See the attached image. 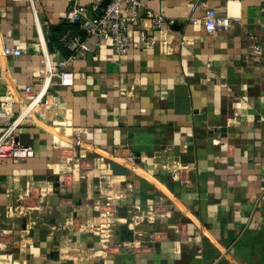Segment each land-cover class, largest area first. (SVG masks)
Listing matches in <instances>:
<instances>
[{
	"label": "crops",
	"instance_id": "1",
	"mask_svg": "<svg viewBox=\"0 0 264 264\" xmlns=\"http://www.w3.org/2000/svg\"><path fill=\"white\" fill-rule=\"evenodd\" d=\"M141 1L175 24L131 26L125 56L89 38L91 52L70 60L73 84L53 75L18 128L34 157L0 159V264H264V56L252 53L264 0ZM69 6L0 0V132L43 87L42 45L56 71L67 28L87 38L64 21ZM208 8L230 28L209 34ZM138 28L153 37L144 46ZM17 44L24 54H2ZM76 134L80 163L62 154ZM107 200L118 223L101 216ZM43 215L90 228L51 234ZM123 226L148 240L102 254Z\"/></svg>",
	"mask_w": 264,
	"mask_h": 264
},
{
	"label": "built area",
	"instance_id": "2",
	"mask_svg": "<svg viewBox=\"0 0 264 264\" xmlns=\"http://www.w3.org/2000/svg\"><path fill=\"white\" fill-rule=\"evenodd\" d=\"M104 0H91L89 4L82 3V0H70L69 9L66 12L64 21L70 24H78L82 32L87 37L84 39L82 36L75 35L73 29L68 28L60 37L61 43L69 51L70 56L58 60L57 70L54 71L52 61L49 56L48 48L45 44L42 45V52L44 56V64L47 71V77L44 81L41 91L34 96L29 105L24 109L19 116L14 119L0 132V159L12 157L17 160H27L34 157L35 151L31 145H24L20 143L17 131L22 121L28 115L30 110L40 101L50 79L53 75L59 78L61 85L70 86L73 84V72L69 69V63L72 58H85L92 47L88 43L89 38L96 39V45H101L103 40H109L111 48L118 56H125L132 47V38L129 33L131 26L138 27L143 20L148 21L149 26L153 30L162 31L165 27H170L175 24L174 19H166L162 14L156 13L151 9L145 7L141 0H110L105 7H102ZM100 11V12H98ZM193 23H197L198 19L191 18ZM203 21L205 29L209 34L218 31L228 30L231 26L229 17L220 16L213 8H208L204 12ZM138 42L141 46L146 45L153 37L148 36L145 28H138ZM252 53L254 57L260 59L264 56V45L255 37L252 38ZM26 52L22 45L4 46L2 54L5 56H20ZM26 92L31 91V87L25 88ZM82 141L78 134L74 137L71 146L68 150H63L62 154L64 159H77L80 163L79 154H77V147L81 146ZM91 169L95 166L90 165L89 162L85 163ZM59 183V191L64 192L66 186L63 181ZM39 194V191H38ZM1 198V191H0ZM113 203V202H112ZM107 200L100 210L101 216L104 220L109 219V223H118V217H115L113 204ZM1 215V214H0ZM47 215L42 216L44 220ZM116 218V219H115ZM55 219V217H54ZM115 220V222H113ZM114 225V224H113ZM90 225L87 219L78 218L72 215L70 219L64 221H57L52 225L51 234L56 231L61 232L62 235L73 233H82L89 230ZM97 231L98 226L96 225ZM111 228H114L113 226ZM134 236L130 242L139 240L141 236L143 242L148 240L147 235L138 234L135 228ZM2 231H0V235ZM147 238V239H146ZM115 240V241H114ZM125 242L120 240V236L111 237L104 235L102 237L101 252L102 254L112 253L119 249ZM0 249H2L0 247Z\"/></svg>",
	"mask_w": 264,
	"mask_h": 264
},
{
	"label": "water",
	"instance_id": "3",
	"mask_svg": "<svg viewBox=\"0 0 264 264\" xmlns=\"http://www.w3.org/2000/svg\"><path fill=\"white\" fill-rule=\"evenodd\" d=\"M110 0H104V2L102 3V7H105L108 2ZM100 12V11H99ZM51 47V44H49V48ZM45 223H49V224H54L55 223V219H49V218H45L44 219ZM120 240L123 242H130L132 240V237L134 236V231L131 228H127L126 226L121 227L120 232Z\"/></svg>",
	"mask_w": 264,
	"mask_h": 264
},
{
	"label": "trees",
	"instance_id": "4",
	"mask_svg": "<svg viewBox=\"0 0 264 264\" xmlns=\"http://www.w3.org/2000/svg\"><path fill=\"white\" fill-rule=\"evenodd\" d=\"M73 25V27H76V26H78V24H72ZM72 28V27H71ZM68 29V28H67Z\"/></svg>",
	"mask_w": 264,
	"mask_h": 264
}]
</instances>
